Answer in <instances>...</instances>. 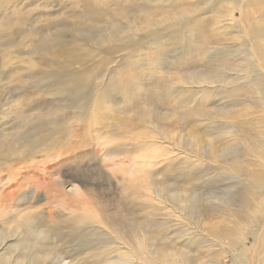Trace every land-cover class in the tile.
Listing matches in <instances>:
<instances>
[{
    "label": "rangeland",
    "instance_id": "374dc122",
    "mask_svg": "<svg viewBox=\"0 0 264 264\" xmlns=\"http://www.w3.org/2000/svg\"><path fill=\"white\" fill-rule=\"evenodd\" d=\"M0 208V264H264V0H0Z\"/></svg>",
    "mask_w": 264,
    "mask_h": 264
},
{
    "label": "bare ground",
    "instance_id": "6f19581e",
    "mask_svg": "<svg viewBox=\"0 0 264 264\" xmlns=\"http://www.w3.org/2000/svg\"><path fill=\"white\" fill-rule=\"evenodd\" d=\"M40 161H41V160H40ZM79 191H80L79 189H76V188H75V190H72L71 195H75V194H77V193H80ZM79 196H80V195H79ZM79 196H78V197H79ZM3 210H4V209H1V208H0V211H1V212H3Z\"/></svg>",
    "mask_w": 264,
    "mask_h": 264
}]
</instances>
